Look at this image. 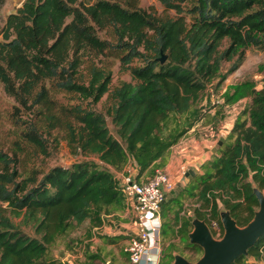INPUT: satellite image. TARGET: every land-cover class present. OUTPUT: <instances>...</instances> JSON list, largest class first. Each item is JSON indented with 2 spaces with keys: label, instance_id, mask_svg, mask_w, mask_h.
I'll use <instances>...</instances> for the list:
<instances>
[{
  "label": "trees",
  "instance_id": "16d2710c",
  "mask_svg": "<svg viewBox=\"0 0 264 264\" xmlns=\"http://www.w3.org/2000/svg\"><path fill=\"white\" fill-rule=\"evenodd\" d=\"M4 1L0 0V9ZM161 1L180 15L161 20L137 8L133 0L127 4L24 0L7 15L0 28V85L5 91L23 107L41 106L50 128L58 127L66 112L58 110L46 80L77 92L94 106L109 93L113 104L108 115L115 132L102 111L76 107L70 112L77 123L68 126L71 142L103 164L83 160L56 165L40 179L37 175L20 178L15 160L0 150V264H54L52 247L64 240L67 247L76 240L83 242L91 228L105 223L106 215L125 210L127 200L117 174L132 162L138 180L151 177L163 166L169 149L205 118L208 91L220 87L241 66L247 48L264 47V0H196L188 9L191 21L173 0ZM110 25L128 50L122 58L124 66L135 56L144 57V64L129 67L132 79L114 89L112 75L104 69H92L88 83L80 82L84 52L101 53L112 46L98 35V28ZM163 54L167 59L162 63ZM259 68L264 71V62ZM250 85L236 84L226 95L225 105L247 96L251 99L238 112L217 153L203 164V174L194 175L174 199L179 205L174 222H181L185 247L195 251L194 260L203 253L189 239L195 217L209 225L216 220L222 236L220 212L229 210L239 225H246L259 206L254 189L264 191V86ZM25 135L45 148L34 125ZM186 198L195 200L192 212L184 208ZM13 215L22 217L34 233L18 225ZM86 220L90 222L86 237L69 238ZM84 255L91 260L84 264H99L94 262L99 253L86 250ZM251 256L254 261H248ZM257 261L264 263V234L248 255L232 264Z\"/></svg>",
  "mask_w": 264,
  "mask_h": 264
},
{
  "label": "rangeland",
  "instance_id": "374dc122",
  "mask_svg": "<svg viewBox=\"0 0 264 264\" xmlns=\"http://www.w3.org/2000/svg\"><path fill=\"white\" fill-rule=\"evenodd\" d=\"M120 1L124 4L129 2V0ZM133 1L135 2L137 8L144 10L161 20L175 18L180 15L176 8L164 4L161 0ZM23 2L24 0L4 1L0 9V28L3 26L7 15L10 12L17 10ZM195 2L196 0H173L174 4H177L183 9L181 15H184L188 21H191L192 18L188 9H190ZM149 34L150 37L153 38V33L149 32ZM98 35L101 39L108 40L112 46L106 48L101 53L94 50H86L82 56L78 80L80 82L88 83L92 69H104L105 71L111 73V89H114L121 85L124 81H130L132 77L129 67L143 65L145 58L135 56L128 65L124 66L122 58L128 50L125 45H122V43L118 41L113 26L110 25L102 29L98 28ZM139 49L146 52V56L151 55L150 51H145L143 47H139ZM263 62L264 47L250 46L246 50L244 61L241 66L235 72L229 74L220 87L217 88L213 86L208 91L210 97L208 100L209 102L205 100L206 103L203 110V113L205 114V119L202 125L205 126V129L203 128V130H205L203 132L205 133L204 136L210 134L213 136L209 130L208 124H217L220 118L227 115V109H232L231 113L233 114L243 108L242 106L244 105L243 102H240L241 100L234 103L235 106L230 108H225V103H223L226 102V95L233 92L236 84L248 82L249 85H256L257 88L264 86V71H261L259 68L260 64ZM228 66L229 63H226L225 68H228ZM46 86L50 91L51 97L57 102L58 110H63L64 113L66 112V114H62L61 124L56 128H50L49 125H47V122L42 118L40 112L42 109L41 106H34L33 108L21 106L13 96H10L5 91L3 85H0V150L7 153L15 160L20 173V178L37 175L40 179L56 165L71 166L73 163L83 160H94L103 164L99 160L98 156L83 153L75 143L71 142L68 127L69 124L77 126V123L70 115V112H73L76 107L87 108L93 107L94 105L91 104L90 100L82 99L77 92L57 87L54 82L50 80H46ZM112 104L113 100L111 99L109 93H106L94 107L96 110L105 113L111 131L115 132L111 117L108 115V110ZM216 110V114H220L218 117L214 114ZM59 111L56 112L58 115L60 114ZM30 125H34L44 138L45 148H42L26 137L25 134ZM216 129L213 131L215 133L214 136L217 135ZM174 199L175 198L165 201L161 206L160 213L162 226L160 233V245L162 247L163 254L171 262L173 261L172 254L174 252L178 253V251H181L194 260L197 257L195 251L185 247V240L182 236L180 228L181 222L178 223L179 225L174 222L173 215L179 207ZM194 201L195 200L193 198H186L185 203L183 204L185 210L191 208L190 211L192 212ZM121 212L123 211H119V213ZM8 213H10V211H8ZM115 214L116 215L113 217L117 220L118 213L116 212ZM182 216H185L184 212H182ZM12 217L13 220L18 225H21L23 229L31 234L34 233L30 226H25L21 222L22 217H17L15 215ZM86 228L87 225H80L77 230L73 231L72 238L74 240H76V238L81 239L85 234ZM137 229L136 224V232ZM215 236L220 237L216 234ZM122 238L123 237L121 235L119 239L121 240ZM62 244L56 249L58 253L67 250L65 247H62ZM74 245L77 246L75 243L72 247H74ZM72 247L71 249H73ZM121 252L124 253L125 251L122 249ZM251 259H254V257H249L248 261Z\"/></svg>",
  "mask_w": 264,
  "mask_h": 264
},
{
  "label": "crops",
  "instance_id": "0c3cea01",
  "mask_svg": "<svg viewBox=\"0 0 264 264\" xmlns=\"http://www.w3.org/2000/svg\"><path fill=\"white\" fill-rule=\"evenodd\" d=\"M250 99L251 98L247 96L241 99L240 102H243V105H245L250 101ZM232 106L234 107L235 105L226 104L225 108H230ZM227 111V115L220 118L217 123V135L212 136L210 134L204 136L205 133L203 132L205 130H203V128L205 129V126H202L204 118L195 127H193V129L186 136L181 138L177 144L173 145L165 155L163 159L164 164L161 168H164L175 181L173 190H176V196L174 197V194L171 193L172 190L167 191V194L171 195L172 198H177L194 175L203 174V164L209 161L215 152L217 153L220 146L219 141H224L226 139L227 134L234 125L237 113L240 110L233 114L231 113L232 109H227ZM216 112L217 110L214 114L218 117L220 114H216ZM129 164L133 165L132 162H129ZM135 168L137 169L136 166ZM108 169L114 173L118 172V170L111 166H108ZM167 200L169 199H166V201ZM117 213V220L114 219L113 214L106 215L105 223L101 226L91 228V234L87 238L85 237L87 230L90 228V222L89 220L84 221L82 224L87 225L85 234L82 237L83 239L85 238L84 241L79 242L76 240L75 243L77 246L74 245V247H72V244L70 247H67V241L64 240L65 243L62 241L52 247L51 257L55 260L54 264L90 263L91 260L84 255L86 250L100 254L99 259L94 261L99 264H132L128 252L125 249L130 240L129 237L137 233L136 211L132 208L131 203L127 201L126 210H123L121 213ZM78 227L75 230H77ZM72 235L73 232L69 238H72ZM121 235L123 238L120 240L119 237H121ZM61 244L62 247H65L67 250L58 253L56 249ZM71 247L73 249H71ZM122 249L125 251L124 253L121 252ZM250 261L254 260L251 259ZM173 262L167 259L162 251L159 264H173ZM139 264L151 263L146 262V260L143 259ZM257 264L264 263L262 261H257Z\"/></svg>",
  "mask_w": 264,
  "mask_h": 264
},
{
  "label": "built area",
  "instance_id": "2783aa9c",
  "mask_svg": "<svg viewBox=\"0 0 264 264\" xmlns=\"http://www.w3.org/2000/svg\"><path fill=\"white\" fill-rule=\"evenodd\" d=\"M216 128L209 126L214 136ZM124 196L136 211L137 233L130 237L126 251L132 264H139L143 259L151 264H159L162 248L160 230L162 226L161 206L167 199V191L173 190L174 179L164 168H158L151 177L137 179V169L128 164L117 176ZM213 232L220 235L216 220L210 225Z\"/></svg>",
  "mask_w": 264,
  "mask_h": 264
},
{
  "label": "water",
  "instance_id": "95a60500",
  "mask_svg": "<svg viewBox=\"0 0 264 264\" xmlns=\"http://www.w3.org/2000/svg\"><path fill=\"white\" fill-rule=\"evenodd\" d=\"M167 55L163 54L160 61L163 63ZM219 141V145L222 144ZM215 151V150H214ZM176 196V190L171 191ZM254 193L259 206L253 218L246 225H239L229 210H222L220 218L224 227L222 236L216 237L209 223L201 218L192 220L193 229L189 232L192 244L203 249L197 260H191L183 254L177 253L173 264H232L243 255H248L249 249L254 246L264 234V191L256 187ZM172 196L167 194V199Z\"/></svg>",
  "mask_w": 264,
  "mask_h": 264
}]
</instances>
